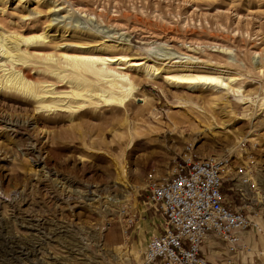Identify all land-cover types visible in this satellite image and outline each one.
<instances>
[{"label":"rangeland","instance_id":"374dc122","mask_svg":"<svg viewBox=\"0 0 264 264\" xmlns=\"http://www.w3.org/2000/svg\"><path fill=\"white\" fill-rule=\"evenodd\" d=\"M1 1L4 29L52 28L51 40L58 41L67 29L69 39L76 24L96 36L89 48L105 41L137 59L239 73L249 100L209 88L187 94L160 78L140 82L134 68L150 100L145 107L133 101L127 118L105 104L46 111L31 98L0 91V264H142L164 221L149 201L147 176L166 178L189 155H223L252 166L258 188L245 200L229 183L224 187L262 225L250 233L252 250L235 264H264V0H57L50 11L51 0H40L38 11L30 10L36 0ZM91 187L104 188L103 198L85 199Z\"/></svg>","mask_w":264,"mask_h":264},{"label":"bare ground","instance_id":"6f19581e","mask_svg":"<svg viewBox=\"0 0 264 264\" xmlns=\"http://www.w3.org/2000/svg\"><path fill=\"white\" fill-rule=\"evenodd\" d=\"M1 2L3 3L4 0ZM56 2L57 0H51L47 3L46 7L49 11L59 5ZM35 3L37 7H33L30 9L31 11L43 6L40 0H36ZM50 21L52 22V19ZM48 25L50 26L49 22ZM73 28L69 39L64 38L65 35H63L68 31L67 29L60 30V40L52 41L54 38L51 40V35H55L52 28L24 34L0 27V91L13 92L24 96V98H31L33 102L37 103V109L46 111L54 110L55 107H65L74 111L86 104H105L113 110L122 111L125 118L129 115V106L133 101H144V103L142 102L144 106L148 105L150 100V95L140 90L141 83H137L131 68L138 72L139 78H137L140 82L144 80L158 81L160 78L165 84L181 88L187 94H191L190 91L196 88H209L221 92V96L229 93L242 94L239 73L217 66L211 67L206 64L201 65L181 60L158 62L137 59L131 57L130 53H126L123 47L119 48L118 44L105 41L99 42L96 47L89 48L85 44L87 45L89 40L91 42L98 41L96 36L78 31L76 24H73ZM32 44L37 45L32 49L30 47ZM32 69L38 73L40 71L43 74L51 75L55 80L47 77L40 78L39 75L32 73ZM56 81L65 82V89L59 90L55 85ZM161 90L164 95L167 94L166 89L161 87ZM242 95L249 100L247 95ZM261 99L260 105H264V96ZM206 101L209 100L206 99ZM180 102H186V99H182ZM150 111L153 112V110ZM12 126L14 128L21 127L18 123H14ZM114 136V139L118 137L117 133ZM32 147L35 149V146ZM115 182L122 183L119 180ZM103 189L92 188L83 194L84 198L96 199L97 196L103 198V191L105 192ZM114 195L113 197L116 199Z\"/></svg>","mask_w":264,"mask_h":264},{"label":"built area","instance_id":"2783aa9c","mask_svg":"<svg viewBox=\"0 0 264 264\" xmlns=\"http://www.w3.org/2000/svg\"><path fill=\"white\" fill-rule=\"evenodd\" d=\"M249 163L234 164L223 155L176 162L166 178L147 176L151 204L163 215V230L150 237L142 264H235L252 250L250 233L261 232L259 219L228 198L245 200L258 188ZM251 190V191H250ZM224 247L213 259V249Z\"/></svg>","mask_w":264,"mask_h":264},{"label":"crops","instance_id":"0c3cea01","mask_svg":"<svg viewBox=\"0 0 264 264\" xmlns=\"http://www.w3.org/2000/svg\"><path fill=\"white\" fill-rule=\"evenodd\" d=\"M219 251H220V252H219ZM218 252H219V253H218ZM221 254H223V251H222L221 249H219V250H215V249H213L212 252H211L210 257L213 259L215 256H217V255H221Z\"/></svg>","mask_w":264,"mask_h":264}]
</instances>
